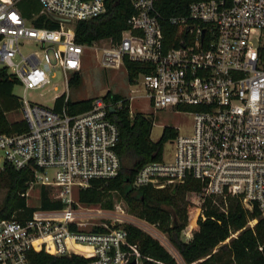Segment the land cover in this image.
Segmentation results:
<instances>
[{
	"label": "built area",
	"instance_id": "1",
	"mask_svg": "<svg viewBox=\"0 0 264 264\" xmlns=\"http://www.w3.org/2000/svg\"><path fill=\"white\" fill-rule=\"evenodd\" d=\"M24 1L0 0V68L34 90L51 83L53 70L62 71L68 85L81 72L89 47L100 54L104 69L125 68L126 60L140 64L143 72L132 86L142 87L154 113L189 115L193 125L190 134L178 130L168 157L163 152L161 160L137 172L133 187L173 190L195 180L202 190L186 199L197 208V218L206 220L208 207L228 217L239 205L264 219V0H195L186 16L171 19L176 46L166 43L158 0H130L135 11L130 29L118 41L92 45L77 43L75 26L104 15L105 0H36L41 12L32 18L20 8ZM40 16L59 28H38ZM25 42L41 51L23 56ZM133 99L99 98L81 114L69 112L67 94L61 109L22 101L27 129L0 135V172L6 164L30 168L34 181L23 196L45 187L63 207L43 209L40 197L39 206L27 204L31 213L22 210L21 218L1 220L0 264H30L33 252L78 255L91 264H145L128 241V226L167 250L173 247L158 226L122 205L108 209L78 200L80 190L121 173L120 130L110 114ZM257 223L250 220L245 229ZM195 224L183 231L186 239L193 237ZM239 233L231 232L227 241Z\"/></svg>",
	"mask_w": 264,
	"mask_h": 264
},
{
	"label": "trees",
	"instance_id": "2",
	"mask_svg": "<svg viewBox=\"0 0 264 264\" xmlns=\"http://www.w3.org/2000/svg\"><path fill=\"white\" fill-rule=\"evenodd\" d=\"M195 0H158L157 10L161 14L166 43L176 46L177 28L171 24L174 17L186 16L189 6ZM107 11L104 15L90 21H80L75 26V38L79 44L92 45L94 42L111 38L121 39L124 31L129 30L128 21L135 13L130 0H105ZM23 14L32 18L41 12L36 0H26L20 4ZM35 24L38 28L56 30L59 25L46 16H40ZM129 82L135 80L143 72L138 63L126 60ZM80 82V74L72 77L69 84ZM19 83L16 77L9 75L6 69L0 68V135L21 133L26 131L24 120L11 122L8 114L20 107L18 98L13 95ZM111 93L104 98L110 100ZM65 95L60 97L55 106L61 109ZM120 96H114L113 102ZM95 100L68 103L71 114L89 111ZM110 117L120 130V143L117 148L121 160V173L106 181H95L90 188L79 191V200L85 205L103 204V198L112 192H119L141 219L158 226L168 235L170 242L178 251L185 264H264V219L257 210L244 211L239 205L233 206L231 213L225 217L217 210H206V220L197 218L198 210L192 206L186 196L189 192H200L202 184L189 180L186 184L173 190H156L152 186L134 188L133 181L137 172L147 163L162 159L165 145L178 136V129L165 127L161 139H151L154 120L140 112L130 114V104L124 101L121 109L115 110ZM34 181V172L30 168L16 170L6 164L0 172V186L6 188V197L0 207V221L21 218L20 211L31 213L27 198L23 196ZM112 208V203L103 204ZM41 207L43 209H60L63 205L54 202L51 191L41 187ZM258 219L254 229L247 228L250 220ZM196 223V224H195ZM195 224L194 235L190 242L182 240V233L188 226ZM131 245L136 246L144 258L145 264H179L177 260L157 240L143 231L128 226ZM240 231L237 238L226 243L231 232ZM262 248V250H260ZM30 264H91V260L78 255L56 257L45 252H33L29 255Z\"/></svg>",
	"mask_w": 264,
	"mask_h": 264
},
{
	"label": "rangeland",
	"instance_id": "3",
	"mask_svg": "<svg viewBox=\"0 0 264 264\" xmlns=\"http://www.w3.org/2000/svg\"><path fill=\"white\" fill-rule=\"evenodd\" d=\"M40 51L41 47L34 42H25L21 45L23 56ZM99 56L100 54L90 49V47L85 51L82 59V70L79 73L80 82L77 84L67 85L64 73L60 70H53L50 75V84L40 89L25 90L23 85L19 82L13 90V95L18 98L20 103L26 101L47 108L54 107L56 98L65 94H67L71 103L104 98L108 93H111L110 100L104 98L108 102H112L114 96H120L122 99L119 101L130 99V97L134 96V99L130 100L132 112L143 113L154 120L155 124L151 134V139L153 141L157 142L161 139L165 127H174L178 129L181 134L191 133L193 125L192 116L176 114L173 111L154 113L153 108L144 100L142 87H138L140 85L134 87L130 84L126 68L104 69L100 64ZM69 76L70 78L72 77L71 74ZM8 118L11 122L22 121L24 119L22 104H20L19 109L8 114ZM171 150L170 142H168L164 148V155L168 157ZM6 193V188L4 185H1L0 207L6 197ZM40 197L41 188L35 186V188L30 191V197L27 199V203L30 207L39 206ZM102 202L103 204L111 202L112 208L116 205H122L129 213L138 216V213L133 210L132 206L126 202L119 192H112L110 195L103 198ZM103 204H98L96 206L105 208ZM164 237L170 242L167 234H164ZM182 240L186 241V237L183 233ZM230 241L226 243H230ZM168 250L179 264H185L174 246H171Z\"/></svg>",
	"mask_w": 264,
	"mask_h": 264
},
{
	"label": "water",
	"instance_id": "4",
	"mask_svg": "<svg viewBox=\"0 0 264 264\" xmlns=\"http://www.w3.org/2000/svg\"><path fill=\"white\" fill-rule=\"evenodd\" d=\"M111 113H115V109H111ZM130 264H136V262H132V263H130Z\"/></svg>",
	"mask_w": 264,
	"mask_h": 264
},
{
	"label": "crops",
	"instance_id": "5",
	"mask_svg": "<svg viewBox=\"0 0 264 264\" xmlns=\"http://www.w3.org/2000/svg\"><path fill=\"white\" fill-rule=\"evenodd\" d=\"M192 238H193V237H192ZM192 238L186 239V241H189V242H190V241L192 240Z\"/></svg>",
	"mask_w": 264,
	"mask_h": 264
}]
</instances>
